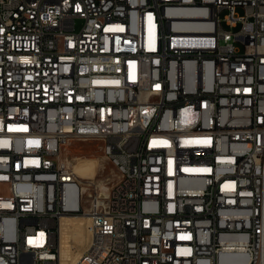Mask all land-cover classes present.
<instances>
[{"label":"built area","instance_id":"obj_1","mask_svg":"<svg viewBox=\"0 0 264 264\" xmlns=\"http://www.w3.org/2000/svg\"><path fill=\"white\" fill-rule=\"evenodd\" d=\"M63 215L73 264H264V0H0V264H62Z\"/></svg>","mask_w":264,"mask_h":264},{"label":"rangeland","instance_id":"obj_2","mask_svg":"<svg viewBox=\"0 0 264 264\" xmlns=\"http://www.w3.org/2000/svg\"><path fill=\"white\" fill-rule=\"evenodd\" d=\"M76 25L80 28L82 20L77 19ZM66 152L72 157H77L75 167L82 180L91 178L96 183H104L103 185L112 184L116 180L117 170L105 157L101 142L73 141ZM73 219H65L61 222L62 226L59 223L57 225L56 238L61 249L62 264H71L75 261L79 251L89 243L91 237L90 234L88 241L85 240V235L88 233L87 223L80 224L75 218Z\"/></svg>","mask_w":264,"mask_h":264},{"label":"bare ground","instance_id":"obj_3","mask_svg":"<svg viewBox=\"0 0 264 264\" xmlns=\"http://www.w3.org/2000/svg\"><path fill=\"white\" fill-rule=\"evenodd\" d=\"M74 170H75V172H76V174L78 175V172H77V170H76V167H75V162H74ZM73 218H75L76 220H77V222L78 223H87V222H85V221H88V217L87 216H85V215H63L62 217H61V219H60V222H59V224L61 225V222L63 221V220H65V219H73ZM74 220V219H73ZM76 222V221H75ZM87 225V224H86ZM62 226V225H61ZM84 231V230H83ZM89 235H90V232L88 231V233L85 235V240H87L88 241V238H89ZM91 238V237H90ZM89 244V243H88ZM87 244V245H88ZM86 245V246H87ZM85 246V247H86ZM85 247H83L80 251H79V253H78V255H77V258H78V256L81 254V252L85 249ZM76 258V259H77ZM75 259V260H76ZM75 261H73L71 264H73ZM20 264H27V262H20Z\"/></svg>","mask_w":264,"mask_h":264},{"label":"crops","instance_id":"obj_4","mask_svg":"<svg viewBox=\"0 0 264 264\" xmlns=\"http://www.w3.org/2000/svg\"><path fill=\"white\" fill-rule=\"evenodd\" d=\"M81 245H82V244H81ZM81 245H80V247H81ZM80 247H79V248H80ZM79 248H78V249H79ZM78 249L76 250V252L78 251Z\"/></svg>","mask_w":264,"mask_h":264}]
</instances>
